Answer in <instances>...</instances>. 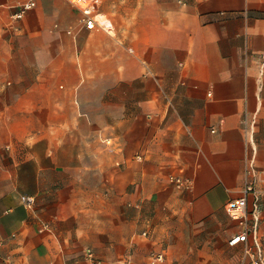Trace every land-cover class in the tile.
Returning <instances> with one entry per match:
<instances>
[{"label": "crops", "instance_id": "crops-1", "mask_svg": "<svg viewBox=\"0 0 264 264\" xmlns=\"http://www.w3.org/2000/svg\"><path fill=\"white\" fill-rule=\"evenodd\" d=\"M22 1L0 0V264H131L145 231L172 263L248 264L226 204L253 158L264 243V0H89L111 30Z\"/></svg>", "mask_w": 264, "mask_h": 264}, {"label": "built area", "instance_id": "built-area-1", "mask_svg": "<svg viewBox=\"0 0 264 264\" xmlns=\"http://www.w3.org/2000/svg\"><path fill=\"white\" fill-rule=\"evenodd\" d=\"M83 10V24L88 29H96L98 27L111 30L112 23L109 18L101 13L95 11V1L89 0H72ZM37 5V0H25L12 6L14 12L12 18L20 20L24 18L32 9ZM171 181L181 189H191L193 182L181 175L171 176ZM258 182V170L255 166V160H249L243 189V196L237 199H231L226 204V211L231 218L237 220L243 227V230L232 236L229 239L231 246L242 244L243 247V263L248 264H264V243L259 235V227L257 215H254L255 222L251 223L248 213V197L252 194L255 198V209L259 208V193L256 189ZM20 201L27 205L32 206L36 203V197L33 195H21ZM256 213V212H255ZM43 229H50V225L44 224ZM149 233L145 231L143 236H148ZM1 245V243H0ZM83 258L87 264H106L96 251L92 248H86L83 252ZM166 259L164 250L154 249L149 254V261L152 264H160Z\"/></svg>", "mask_w": 264, "mask_h": 264}, {"label": "rangeland", "instance_id": "rangeland-1", "mask_svg": "<svg viewBox=\"0 0 264 264\" xmlns=\"http://www.w3.org/2000/svg\"><path fill=\"white\" fill-rule=\"evenodd\" d=\"M75 138V137H74ZM79 140H84V136L82 135H79L78 136ZM16 156L17 157H20L21 156V152H17L16 153ZM83 156V154H82ZM27 168H30L29 166ZM15 169H18V170H24L23 168H21L20 166H17V167H14V170ZM72 172V174H76V173H83L84 172V167L82 166H74L71 168V170L67 171V172H62L61 176L62 177H65L66 176V173H70ZM142 236V235H141ZM149 236V235H148ZM148 236L144 237L142 236L141 238V242L140 243H143V246L141 247V249L136 252V255L135 257H132V261H131V264H152L150 261H149V254L152 250H154L155 248H165L166 250L168 249V246H165V245H162V247L160 246H157V245H154L152 243H149L147 242V239ZM144 237V238H143ZM113 243H116V239L115 237L113 238ZM137 246V244H136ZM90 248V247H89ZM92 248H94L96 250V252L102 254L105 256V262L106 264H128V262H124V261H119L117 259V254H116V248L117 246L114 244V246H112V252L113 254H111L110 256H107V254L103 251H100V248L99 247H95V246H92ZM103 249H105L104 247H102ZM128 249L130 250V254H134L133 253V245L129 246ZM106 254V255H105ZM160 264H179L178 262H170L168 261V259L166 258L165 261H163L162 263Z\"/></svg>", "mask_w": 264, "mask_h": 264}]
</instances>
